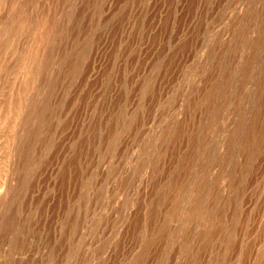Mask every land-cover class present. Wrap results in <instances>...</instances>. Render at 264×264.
<instances>
[{"label": "rangeland", "instance_id": "rangeland-1", "mask_svg": "<svg viewBox=\"0 0 264 264\" xmlns=\"http://www.w3.org/2000/svg\"><path fill=\"white\" fill-rule=\"evenodd\" d=\"M262 2L0 0V264H264Z\"/></svg>", "mask_w": 264, "mask_h": 264}, {"label": "bare ground", "instance_id": "bare-ground-1", "mask_svg": "<svg viewBox=\"0 0 264 264\" xmlns=\"http://www.w3.org/2000/svg\"><path fill=\"white\" fill-rule=\"evenodd\" d=\"M113 1V0H112ZM248 1V0H247ZM263 2L260 4V6H262L259 10H258V13H259V15H262L263 13H264V0H262ZM246 2V1H245ZM256 3V2H255ZM244 4V3H243ZM249 4V3H248ZM110 5H111V3H110ZM199 6H200V4H199ZM203 6V5H202ZM245 6V5H244ZM244 6H242V7H244ZM145 8V7H144ZM199 8V7H198ZM80 9V8H79ZM108 9H110V8H108ZM244 9V8H243ZM111 10V9H110ZM108 12V11H107ZM245 14V13H244ZM256 14V13H255ZM148 15V14H147ZM253 15V14H252ZM244 16V15H243ZM261 18H263L262 16H261ZM249 19V18H248ZM246 20V19H245ZM249 22V21H248ZM144 23V22H143ZM256 24V23H255ZM254 24V25H255ZM258 25V24H257ZM261 26V25H260ZM263 26V25H262ZM258 34V33H257ZM261 35H262V33H261ZM260 35V36H261ZM263 36V35H262ZM198 40V39H197ZM259 41V40H258ZM263 42V41H262ZM262 48V47H261ZM264 48V47H263ZM131 51V50H130ZM97 53H99L98 51H97ZM141 53V52H140ZM140 53H139V55H140ZM133 55V54H132ZM96 56H98V55H96ZM261 56V55H260ZM138 59H139V57H138ZM140 61V60H139ZM138 62V61H137ZM137 65V64H136ZM158 88H159V86H158ZM186 91V90H185ZM153 94V93H152ZM152 97H153V95H152ZM151 110V109H150ZM147 117H148V115H147ZM145 120V119H144ZM74 189V188H73Z\"/></svg>", "mask_w": 264, "mask_h": 264}]
</instances>
